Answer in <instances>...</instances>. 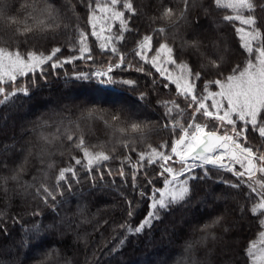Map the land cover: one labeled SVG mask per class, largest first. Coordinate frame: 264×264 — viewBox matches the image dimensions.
Here are the masks:
<instances>
[{"label": "snow or ice", "instance_id": "1", "mask_svg": "<svg viewBox=\"0 0 264 264\" xmlns=\"http://www.w3.org/2000/svg\"><path fill=\"white\" fill-rule=\"evenodd\" d=\"M213 5L215 9H227L231 12L230 15L223 16L224 21H235L242 26L236 28V33L241 41L240 48L247 53V59L243 68L237 64L227 75L224 73L227 71L228 48L221 38L208 36L205 42V39L199 35L188 39L180 31L182 25L191 23L190 16L197 9H200L205 17L212 16ZM21 7L28 13L23 27L20 26L21 22L17 16L10 14L11 5L7 0H0V31L4 34L0 37V106L9 103L20 93L26 97L30 95L27 83L17 86L19 77H26L31 73L32 84L36 85V73L40 74L41 79H47L46 66L50 65L51 70L55 72L75 60L85 59V54L91 51L88 34L79 26V18L76 17L77 23L73 26L72 17L62 14L61 9L51 0H34L33 3ZM88 9L87 22L92 28L91 35L100 41L99 47L102 53L110 52L116 59L110 58L106 67H97L89 72H77L75 79L84 81L95 79L102 86L101 92L114 90L113 86L116 84L134 87L135 80H116L115 70L127 69L151 75V72H146L144 67L151 65L163 80L175 84L174 97L157 101L165 110L164 116L167 122L164 128L171 127L173 139L170 145L164 142L158 147H153L147 143L146 150L138 151L136 138L146 143L153 131L151 124L131 118L129 122L122 119L120 114H116L111 117L112 123L104 121L105 127L111 129L110 140L113 142V148L109 152L104 150L106 147L104 143L88 144L87 133L85 127L81 126L80 120L75 122L69 120L65 124L64 118L60 117L56 120V132L46 135L44 129L51 127V124L49 120L38 117L32 129L33 132L38 133L39 147L35 151V156L41 165L46 164V167L40 169L41 177L38 185L37 177H33L32 183L24 181L20 184L23 166L13 169L11 176L0 177V187L5 194L7 195L9 191L8 182L12 181L24 190L25 195H30L29 190L34 189V198H38L45 206L55 209L62 202L58 198L64 197L65 190L72 192L73 182L81 183L80 170L86 173V178L92 181L93 187L96 186V174L99 175V180L103 181L106 162L114 158L116 145H119L129 153H136L137 159L133 163L131 155L124 156L120 162L118 175L127 184L128 174L124 167L127 163L132 169L133 192L137 193L139 189L137 193L139 199L135 202L121 193L127 204L128 220L118 226L124 232L119 247H123L128 236H138L144 233L145 229L154 228L156 223H162V214L172 207L188 203L195 192L196 184L211 179L210 172L213 170L231 173L236 178V182L230 180H222V182L232 189L240 190L242 186L246 187L248 191L244 195L247 200L253 201L250 208L252 214L264 213V16L256 14L257 9L264 13V0L259 2L211 0L207 7L202 5L200 0H182V7H164L159 17H150L152 25H156L158 20L164 22L162 25L152 26L151 31L143 36H139L137 31L139 38L136 39L135 47L131 50L134 54L133 60H129V53L122 51L120 47L126 42L125 34L136 31L132 21L140 12L133 0H95V7L92 0H89ZM69 11L75 16L74 6ZM115 22L119 23V27L113 31ZM212 23H215V20ZM61 26L69 32L72 50H75V46L71 44V34L75 33V45L79 46V56H68L61 60L58 54L62 49L58 46L52 47L47 53L38 51L35 45L27 51L20 49V37H24V43H27L29 38L46 41L50 36L54 38ZM194 27L195 29L204 27L198 16ZM177 40L180 41L181 53L188 50L197 57L198 68L188 60L179 59L175 46ZM13 42H16L14 48ZM87 59L91 60L93 57L89 54ZM169 66L177 68L178 73L174 74ZM212 74H215V79L205 78ZM202 79L204 83L201 88L198 82ZM169 83H163V87L168 88ZM153 84H156L155 79ZM7 85L11 86L10 91ZM213 87L216 90H213ZM148 95L142 91L138 100L148 102L146 99ZM101 102L108 101L101 99ZM111 102L115 103V101ZM54 115L59 116L58 113ZM185 115L190 118L184 120ZM80 119L92 121L94 110H89L87 116L82 115ZM86 127L90 128V125ZM255 134L259 137L258 144L253 143L256 139ZM65 138L71 147L82 153V156L78 158L73 155L71 159L75 163L60 168L54 183H49L51 170L55 166L50 149L55 147L57 141L61 142L60 146L63 148ZM33 147L35 146L30 145L27 149L28 156L34 154ZM97 147L100 150H95ZM169 147L170 151H168ZM8 150L9 146L5 145L4 151ZM28 156L25 157L26 160ZM154 165H158L160 170L156 177H149L146 166ZM4 166L7 167V164L4 163ZM197 169L201 170L202 174ZM106 171L108 176H113L111 168H107ZM141 171L145 172L147 181L143 187L139 181ZM158 178H162V187L155 186ZM147 185H152L150 194ZM145 200L149 201L148 212L139 224L133 226L132 218L136 215L139 205ZM32 215L41 216L42 213L37 209ZM222 219V216H218L212 224H219ZM13 222L19 221L13 218ZM260 226L264 229V219L260 221ZM55 227L54 223L44 225L42 221H37L30 227L24 228V246L28 247L31 244L30 237H34L39 246L43 234ZM209 227L211 225L204 226L205 230ZM4 234H9L6 227ZM259 236L264 242V231H261ZM207 239L208 234L196 243H205ZM193 249V242L186 241L185 252L190 253ZM117 250L113 248L112 252ZM245 251L250 264H264V247L257 248L254 242H250ZM52 253L59 256V251L54 247L48 253L49 258ZM66 264H71V260H67Z\"/></svg>", "mask_w": 264, "mask_h": 264}, {"label": "trees", "instance_id": "2", "mask_svg": "<svg viewBox=\"0 0 264 264\" xmlns=\"http://www.w3.org/2000/svg\"><path fill=\"white\" fill-rule=\"evenodd\" d=\"M11 5L10 14L17 16L23 27L25 17L28 15L22 9V5L31 4L34 0H7ZM62 14L72 17L73 26L77 23L88 34V45L90 53L85 54V59L75 60L71 64H66L58 68L55 72L50 65L46 66L47 79H41L36 73L37 84H32V74L26 77H19L17 86H29L30 95L18 94L9 103L0 106V177L11 176L12 170L18 166H23V173L20 184L24 181L33 182V177H37V185L41 177L40 169L46 167L41 165L35 156V151L39 144L38 133L33 132L34 122L38 117L49 120L51 127L44 129L45 134L56 132V120L64 118L65 124L69 120H80L81 126L85 127L87 133L86 140L89 145H106L105 151L111 152L113 142L110 140L111 129L105 127L104 121L110 123L111 117L120 114L122 119L129 118L139 121L149 122L153 128L147 142H141L136 138L138 151L146 150L147 143L153 147H158L161 143L167 142L169 145L173 139L171 127L165 129L164 124L167 118L164 116V108L157 101L169 99L176 95L175 84L163 80L159 73L151 65H144L146 72L151 75L136 72L134 70H115V79H132L136 81L134 87L116 84L114 90L101 92V85L95 79L88 81L75 79L77 72H89L97 67H106L109 59L115 60L111 53H102L100 41L91 35L92 28L88 24V3L89 0H51ZM134 5L140 14L132 21V26L136 31L126 33V42L120 47L122 51L129 53L128 59L133 60L134 54L131 50L135 47V41L139 36H143L151 31L152 26L162 25L163 21H157L152 25L151 16L159 17L164 7H182V0H133ZM211 0H200V3L207 7ZM259 2V0H257ZM95 7V0H92ZM74 6L75 16L69 11ZM214 8V5H213ZM227 9H215L212 16L205 17L200 9L192 12L189 24L182 25L180 31L188 39L199 35L207 42L208 36L219 37L228 48L227 75L237 64L243 68L247 53L240 48V39L236 33L237 27H242L238 22H226L224 15H230ZM257 15L264 16L257 9ZM199 17L200 23L204 26L195 29L194 22ZM215 20V23L212 21ZM31 23V21H28ZM119 23L113 24V31H116ZM4 34L0 31V37ZM69 32L61 26L48 40H36L29 38L24 43V37L19 38V46L22 51H27L35 45L38 51L46 53L52 47H61L62 52L58 54L62 60L68 56H79L78 45H75V33L71 34L70 47ZM158 46V45H157ZM176 49L179 59L188 60L190 64L199 67V61L191 51L185 50L181 53L180 41H176ZM16 47V42L12 43ZM93 59H87L88 55ZM138 60V58H135ZM135 62V61H134ZM174 74L178 69L169 66ZM215 79V74L205 77ZM155 79L156 84H153ZM169 83L168 88L163 87V83ZM203 87L204 80L198 82ZM11 90V86H6ZM213 90H216L213 87ZM146 92L148 102L139 101L140 92ZM85 95L86 98H79ZM126 101V107H116L111 101L122 99ZM76 98V100H75ZM104 99L108 102H101ZM182 100V98H181ZM89 110H94V119L86 121L80 119L87 116ZM58 113L59 116H55ZM51 118V119H50ZM190 117L185 115L184 120ZM180 119V117H177ZM129 122H131L129 120ZM86 125H90L86 127ZM74 128V126H73ZM62 131V129H61ZM79 135V133H77ZM253 143H259L258 134ZM57 141L55 147L51 148L54 161V168L51 170L49 183H54L55 176L62 167L73 165L71 159L73 155L78 158L82 156L78 150L71 147L66 140ZM8 145L9 150L4 151V146ZM14 145V147H12ZM33 147V155L28 156L27 149ZM114 158L105 165L104 180H99L97 175L96 186H92V181L86 178V173L80 170L81 183L73 182L72 192L65 190V195L60 199L62 202L53 209L45 206L38 198H34L35 190L30 189V195H25L24 190L15 182H8L7 195L0 187V264H66L71 260V264H250L246 249L250 242L257 244L261 238L259 233L264 231L260 226V221L264 219V213L253 215L250 211L253 201L246 199L244 193L248 189L244 186L240 190L232 189L222 182L230 180L236 182V178L231 173L213 170L210 172L211 179L201 181L196 184L195 192L188 203L174 206L163 213V222L156 223L151 230L145 229L144 233L138 236H128L123 247H119V241L124 237V232L119 229V225L128 220L127 204L122 197L123 192L128 198L138 200L137 193L131 187V167L125 163L124 167L128 174L127 184L119 177L118 170L120 162L124 156L131 155L132 162L137 159L136 153H129L119 145H116ZM95 150H100L97 147ZM170 151V147L168 149ZM28 156L27 160L25 157ZM7 164V167L4 166ZM79 170V166H77ZM107 168H111L113 176L107 175ZM147 175L156 177L159 166H146ZM198 172L202 171L197 169ZM115 180V184H113ZM141 187L147 184L145 172L139 173ZM162 178L157 179L156 187H162ZM149 194L152 185H147ZM67 186H65V189ZM253 198L255 196L253 194ZM149 201L145 200L137 208L136 215L132 218L133 226L146 216ZM243 208V211H242ZM39 210L41 216H33L32 212ZM222 216L219 224L213 225V220ZM13 218L19 222L14 223ZM42 221L44 225L54 223L56 227L43 234L42 243L38 246L35 238L30 237L31 244L25 247L23 240L25 237L24 228L30 227L33 223ZM86 221V222H85ZM205 225L211 227L205 230ZM7 228L8 235L4 234ZM208 234L205 243H196L203 236ZM215 237L214 239L212 237ZM186 241H192L194 249L190 253L185 252ZM59 251V256L52 253L49 258L48 253L52 248ZM117 248L116 252H112Z\"/></svg>", "mask_w": 264, "mask_h": 264}, {"label": "rangeland", "instance_id": "3", "mask_svg": "<svg viewBox=\"0 0 264 264\" xmlns=\"http://www.w3.org/2000/svg\"><path fill=\"white\" fill-rule=\"evenodd\" d=\"M99 84V83H98ZM100 85V84H99ZM81 97H78V99L79 98H81V99H83V98H86V96L85 95H80ZM75 100H76V98H75ZM126 105V101L124 100V98L122 97V99H117L116 101H115V103H114V106H116V107H124ZM126 107V106H125ZM238 167V166H237ZM256 246H257V248H262V247H264V242H262V240H260V242H258L257 244H256ZM161 264H166V262H164V261H162L161 262Z\"/></svg>", "mask_w": 264, "mask_h": 264}]
</instances>
